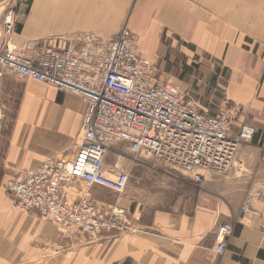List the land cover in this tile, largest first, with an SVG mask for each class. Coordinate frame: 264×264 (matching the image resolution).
Here are the masks:
<instances>
[{
  "label": "crops",
  "instance_id": "obj_1",
  "mask_svg": "<svg viewBox=\"0 0 264 264\" xmlns=\"http://www.w3.org/2000/svg\"><path fill=\"white\" fill-rule=\"evenodd\" d=\"M18 11L26 35L15 28L14 41L25 55L35 45L61 46L76 32L114 36L125 26L141 57L200 110L216 114L226 100L241 107L230 134L245 124L255 132L229 173L204 174L201 184L192 176L181 183L180 168L153 165L149 156L140 184L129 182L124 193L92 186L98 201L130 210L133 230L98 239L65 233L15 207L5 184L50 156L72 157L85 102L45 82L4 74L0 264H264V0H24ZM41 29L52 33L33 39ZM247 196L251 207L243 212ZM222 223L233 229L217 253L214 231Z\"/></svg>",
  "mask_w": 264,
  "mask_h": 264
},
{
  "label": "built area",
  "instance_id": "obj_2",
  "mask_svg": "<svg viewBox=\"0 0 264 264\" xmlns=\"http://www.w3.org/2000/svg\"><path fill=\"white\" fill-rule=\"evenodd\" d=\"M15 23V7H6L0 17V77L10 72L22 80L45 82L85 102L72 157L50 156L5 184L15 207L65 233L98 239L134 229L128 208L106 205L90 192L97 186L119 195L128 188L130 172L105 163L115 143L150 156L153 165L192 173L201 184L204 174L198 170L226 175L241 144L255 132L245 124L230 134L241 107L226 100L216 114L200 110L178 84L162 78L159 68L141 57L133 32L125 26L114 36L76 32L61 46L35 45L27 56L14 41ZM251 200L245 198L243 212ZM232 229L231 223L216 227L215 252L223 251ZM44 246L62 249L50 242Z\"/></svg>",
  "mask_w": 264,
  "mask_h": 264
},
{
  "label": "rangeland",
  "instance_id": "obj_3",
  "mask_svg": "<svg viewBox=\"0 0 264 264\" xmlns=\"http://www.w3.org/2000/svg\"><path fill=\"white\" fill-rule=\"evenodd\" d=\"M21 1L24 0H5L4 2H2L0 4V17L2 15L3 10L6 7L9 6H13L16 9V23H15V28L16 30L18 28H20L21 32H23L25 35V31L24 26H25V21L26 19L24 18V15L18 13V8L20 6ZM27 1V0H26ZM25 3V2H24ZM24 18V20H23ZM28 18V17H27ZM15 31V30H14ZM40 31V30H39ZM47 35L51 34L52 32H48L46 30H42L40 31V35L35 33L36 35L33 34V39L35 38H41L43 37V33H45ZM0 41H1V31H0ZM6 74H12L10 72L6 73ZM17 102L14 100V98H11V103L10 108L11 109H15ZM120 155V157H119ZM150 157L148 155L145 154H135L134 152H132L129 148L128 145H126L124 142H117L114 145L111 146L110 150L107 152L106 156H105V163L107 165H111V166H115V163L119 164V169L121 170H125L130 172L131 175V179H130V184L131 187L132 185H139L140 181L137 177H141V175H143L142 173L146 171V164L148 161H150L149 159ZM182 172H184L185 175L181 174V179L183 180V182L181 183H188L190 182V176H193L192 173L186 172L184 170L181 169ZM147 172V171H146ZM198 173H202V174H208L206 172H203L201 170L197 171ZM176 174H179L176 172ZM185 176V177H184ZM102 192H109V193H113L109 190L103 189L102 188Z\"/></svg>",
  "mask_w": 264,
  "mask_h": 264
},
{
  "label": "bare ground",
  "instance_id": "obj_4",
  "mask_svg": "<svg viewBox=\"0 0 264 264\" xmlns=\"http://www.w3.org/2000/svg\"><path fill=\"white\" fill-rule=\"evenodd\" d=\"M115 166L117 167V168H119V164L118 163H115ZM126 170V169H125Z\"/></svg>",
  "mask_w": 264,
  "mask_h": 264
}]
</instances>
